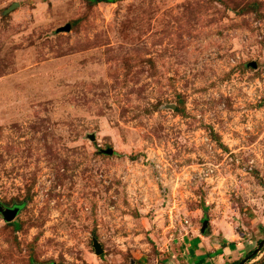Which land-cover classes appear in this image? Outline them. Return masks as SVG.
<instances>
[{
  "label": "rangeland",
  "instance_id": "374dc122",
  "mask_svg": "<svg viewBox=\"0 0 264 264\" xmlns=\"http://www.w3.org/2000/svg\"><path fill=\"white\" fill-rule=\"evenodd\" d=\"M0 207V264L257 250L264 0H0Z\"/></svg>",
  "mask_w": 264,
  "mask_h": 264
},
{
  "label": "crops",
  "instance_id": "0c3cea01",
  "mask_svg": "<svg viewBox=\"0 0 264 264\" xmlns=\"http://www.w3.org/2000/svg\"><path fill=\"white\" fill-rule=\"evenodd\" d=\"M232 238L234 234L230 230L192 235L190 242L185 244L183 264H233L244 260L248 251L243 245L235 246Z\"/></svg>",
  "mask_w": 264,
  "mask_h": 264
},
{
  "label": "water",
  "instance_id": "95a60500",
  "mask_svg": "<svg viewBox=\"0 0 264 264\" xmlns=\"http://www.w3.org/2000/svg\"><path fill=\"white\" fill-rule=\"evenodd\" d=\"M65 30L66 31H69L70 30V27L67 26ZM91 140L94 141V137H92ZM104 153L107 154V155H112L113 154V151L112 150H109V151H106ZM0 213L2 214L4 220L7 223H11L13 220H15V218L17 216V213H18V210L3 209V208L0 207ZM207 227H208V222L205 221L204 222V225L202 227V230H201V234H204L205 233ZM263 246H264V240L260 242V244L258 246V249L254 251V254L258 253ZM95 249H96L97 255H101L103 253V251L101 249V246L98 243H95Z\"/></svg>",
  "mask_w": 264,
  "mask_h": 264
},
{
  "label": "trees",
  "instance_id": "16d2710c",
  "mask_svg": "<svg viewBox=\"0 0 264 264\" xmlns=\"http://www.w3.org/2000/svg\"><path fill=\"white\" fill-rule=\"evenodd\" d=\"M97 2H103V3H115L116 0H96ZM208 230H206V232L204 234H207ZM260 244V242H259ZM258 254H254V251H251L247 254L246 259L251 261L254 260L255 258H257ZM244 262V260H240L238 262H235L233 264H242Z\"/></svg>",
  "mask_w": 264,
  "mask_h": 264
}]
</instances>
